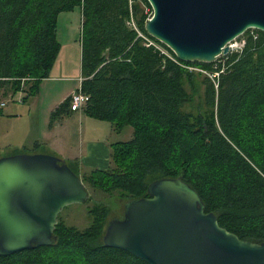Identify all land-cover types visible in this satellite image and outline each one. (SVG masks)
<instances>
[{"label": "trees", "instance_id": "16d2710c", "mask_svg": "<svg viewBox=\"0 0 264 264\" xmlns=\"http://www.w3.org/2000/svg\"><path fill=\"white\" fill-rule=\"evenodd\" d=\"M75 8L79 89L88 96L82 111L114 130L132 129L129 140L111 144L104 170L80 173L65 162L88 192H118L127 203L147 196L150 182L179 177L221 227L264 241V32L246 30L243 46L222 62H184L146 33V0H0V103L37 93L60 49L58 15ZM131 19L156 46L138 37ZM200 89L202 110H186ZM69 101L52 111L51 123L71 113ZM89 214L84 229L57 218L51 245L0 255V264H148L103 245L106 206L95 204Z\"/></svg>", "mask_w": 264, "mask_h": 264}, {"label": "water", "instance_id": "95a60500", "mask_svg": "<svg viewBox=\"0 0 264 264\" xmlns=\"http://www.w3.org/2000/svg\"><path fill=\"white\" fill-rule=\"evenodd\" d=\"M146 1L152 10L146 33L180 61L212 63L246 30L264 32V0ZM88 199L80 177L56 156L0 157V255L51 245L61 210ZM102 242L148 264H264V241L221 227L179 177L150 182L147 196L107 222Z\"/></svg>", "mask_w": 264, "mask_h": 264}, {"label": "crops", "instance_id": "0c3cea01", "mask_svg": "<svg viewBox=\"0 0 264 264\" xmlns=\"http://www.w3.org/2000/svg\"><path fill=\"white\" fill-rule=\"evenodd\" d=\"M65 13L61 12L57 18L56 37L60 43L57 57L48 77L40 81L37 93L32 96L35 98L32 104L38 114L36 127L33 125L34 121L29 125L19 123L18 129L12 132L8 137L7 145L4 146V149L11 151L3 156L18 153H46L55 155L66 163H74L80 173L94 169L104 170L109 165L111 144L122 141L116 140L113 134L117 130H114L109 122L91 118L80 109L51 123L52 111L80 88L82 80L80 34L78 40L73 39L65 20L60 36V16ZM23 94H19L21 102L24 100ZM8 102H2L4 104L0 106L2 109L0 117L14 116L11 109L3 114V108ZM41 111H44V122L40 125ZM42 148L45 151H41Z\"/></svg>", "mask_w": 264, "mask_h": 264}, {"label": "rangeland", "instance_id": "374dc122", "mask_svg": "<svg viewBox=\"0 0 264 264\" xmlns=\"http://www.w3.org/2000/svg\"><path fill=\"white\" fill-rule=\"evenodd\" d=\"M149 14L150 12L146 10ZM67 15L66 18H64ZM67 22L68 26L70 27L71 36L73 39L78 40L80 34V23H81V13L79 8H75L69 13L63 14L60 16L59 21V28H60V36L64 28V22ZM61 38V37H60ZM229 50L227 53L238 51L243 46V34L235 38L232 42H230ZM219 56L214 63L223 61L224 58H220ZM185 68L189 72L199 73L201 75L209 76L212 75L206 73L205 71L199 69L195 66H185ZM54 84V82L52 83ZM57 85V84H56ZM20 93L16 94L12 98L4 99V102H8L6 107L3 108V114L6 113L8 110H13L14 116H10V118L6 116L0 117V156L4 157L3 155L8 154L11 150L4 149V146L7 145L8 137L11 136L13 131L18 129L17 127L19 123H28V125L34 121V126L36 127V120L38 118V114L35 112L33 104L35 98L32 96H28L23 100L20 101L21 95ZM25 95V94H23ZM202 89L197 96L193 98L192 103L186 105V110L197 112L202 110ZM43 103V102H42ZM200 109V110H198ZM5 115V114H4ZM39 122L40 125L44 122V111H41L39 114ZM28 129V128H27ZM131 127L125 126L122 129L116 131L115 138L116 140H128L131 138ZM41 151H45L44 148L40 149ZM46 154V153H44ZM14 155V154H13ZM10 156V155H7ZM55 156V155H54ZM57 157V156H56ZM73 168V167H72ZM89 200L81 204H71L66 206L58 215V219L65 223L68 226H74L78 229H84L91 223V215L89 214L90 209L95 204H101L108 208V214L106 217L103 233L107 222L113 218H119L123 214V206L126 203V199L122 197L118 192H102L99 190L89 191Z\"/></svg>", "mask_w": 264, "mask_h": 264}, {"label": "built area", "instance_id": "2783aa9c", "mask_svg": "<svg viewBox=\"0 0 264 264\" xmlns=\"http://www.w3.org/2000/svg\"><path fill=\"white\" fill-rule=\"evenodd\" d=\"M152 15V14H151ZM151 15H149L147 17V19L151 18ZM146 19V20H147ZM130 25L136 30L138 37L142 38L145 43L147 45H153L156 46L150 39L146 38L136 27L135 24L133 22V20L131 19L130 21ZM230 44V43H229ZM228 44V45H229ZM88 100V96L83 94L80 89L74 91L71 95H70V101H69V109L71 112L73 111H78L80 109H82V107L85 105L86 101ZM4 103H1L0 106H2Z\"/></svg>", "mask_w": 264, "mask_h": 264}]
</instances>
